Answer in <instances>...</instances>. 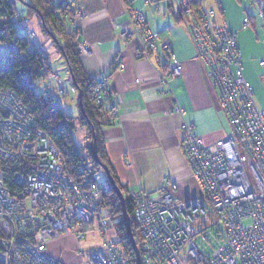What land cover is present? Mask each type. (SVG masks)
Instances as JSON below:
<instances>
[{"label":"built area","instance_id":"2783aa9c","mask_svg":"<svg viewBox=\"0 0 264 264\" xmlns=\"http://www.w3.org/2000/svg\"><path fill=\"white\" fill-rule=\"evenodd\" d=\"M126 1L125 19L114 25L121 28L123 40H139L140 56H156L159 94L171 98L170 113L178 115L184 133L180 149L201 189L199 196L183 201L170 191L177 188L176 182L166 178L154 192H128L134 203L142 264H264V111L244 76L237 34L226 21L217 22L209 0H178L177 14L229 126L225 136L206 143L185 119L170 84L181 74L180 62L170 57V42L153 32L144 13ZM260 16L264 18L263 11ZM80 17L82 12L76 14V19ZM14 22L17 37H25L44 60L43 91L60 103L74 87L67 89L60 74L49 68L51 55L38 44L35 32L31 33L19 13ZM248 26L246 18L244 27ZM90 49L89 42L82 40L81 54ZM20 50L16 38L0 41V64ZM164 56H169L166 61ZM260 66L264 67V60ZM91 97L116 113V96L107 76ZM0 108L5 116L0 117V264H64L47 254L50 243L72 236L80 244L95 221L102 245L90 252L80 247L81 258L91 264H128L114 224L108 215H100L101 184L91 175L83 144L76 142L79 175L70 176L61 151L36 128L16 96L0 90ZM244 220H251V225L245 226ZM209 233L215 246L208 241ZM196 236L209 242V253L195 242Z\"/></svg>","mask_w":264,"mask_h":264},{"label":"crops","instance_id":"0c3cea01","mask_svg":"<svg viewBox=\"0 0 264 264\" xmlns=\"http://www.w3.org/2000/svg\"><path fill=\"white\" fill-rule=\"evenodd\" d=\"M130 1L133 7L144 13L148 27L170 42V57L181 64L180 76L170 80V84L185 112V119L195 125V132L206 143H213L225 136L229 131L226 117L204 65L196 58L194 42L177 14L178 0ZM239 1L242 2L239 9L231 7L235 0H209L208 6L216 10L217 22L226 21L230 30L237 34L244 76L254 90L258 79L254 76L253 80L247 78L245 56H253V60L264 70L260 66L264 59L258 61L263 55L259 52L263 53L264 47V18L260 16L264 12V5L261 0ZM21 2L29 4L32 0ZM79 8L83 13L79 20L81 37L91 46L80 56L82 65L93 80L100 81L107 76L116 96L117 123L104 127L102 136L108 159L120 183L129 191L149 193L159 189L163 180L169 178L177 184V188L170 191L178 199L186 201L199 196V183L180 149L184 135L180 129V119L177 114L170 113V96L159 94L161 80L156 56H140L139 40L136 37L123 40L121 28L114 25L125 19V0H80ZM20 11L26 13L24 8H20ZM246 18L250 22L248 27H244ZM24 23L36 32L37 42L50 52L52 68L60 74L64 86L70 90L68 78L63 75V70L68 66L58 55L52 41L44 35L40 19L32 15ZM168 57L164 56V60ZM121 64L123 69L119 68ZM249 77L252 79L250 72ZM260 78L259 81L264 83V71ZM73 92L70 90L69 96L63 98L66 100L62 108L68 114L77 116L78 96ZM74 138L78 143L85 144V128L76 124ZM67 239L74 238L66 236L50 245L63 243Z\"/></svg>","mask_w":264,"mask_h":264},{"label":"trees","instance_id":"16d2710c","mask_svg":"<svg viewBox=\"0 0 264 264\" xmlns=\"http://www.w3.org/2000/svg\"><path fill=\"white\" fill-rule=\"evenodd\" d=\"M20 1V0H19ZM22 1V0H21ZM20 1L18 5L15 0H0V41H11L16 38L21 50L19 54L8 55L6 61L0 64V90L9 92L16 96L22 106L32 115L36 128L46 134L57 148L61 151L67 164L70 176L77 177L79 156L74 138L76 131V118L80 121L91 134L94 133L97 140L98 155L101 161L107 165L116 184L126 197V209L132 220L133 236L138 246L140 245L139 235L136 223L134 221V203L127 196L129 190L120 183V180L112 167L105 149V142L102 136V129L117 123V116L113 110L108 107H102L96 104L91 97L93 90L99 84V81L91 79L86 73L78 49L82 42L81 32L73 18V10L67 6L68 0L56 2L55 0H32L25 4ZM25 9V14L20 8ZM15 13L20 14L24 21L27 17L38 15L42 23L43 31L47 37L52 38L61 56L65 59L68 68L71 70L75 79V91L78 96L79 113L72 116L65 112L60 105L48 96L42 89L40 83L43 78V62L40 56L31 48L25 37H17L18 32L14 22ZM45 62H47L45 60ZM48 66L54 70L49 60ZM56 71V70H55ZM40 83L42 93L37 94L33 84ZM73 83V82H72ZM74 87V86H73ZM0 117H5L0 108ZM78 143V142H77ZM90 142L86 144L88 153L89 169L93 177L96 176V170H104L92 159L90 151ZM105 173V172H104ZM106 175V174H105ZM11 179H15L12 175ZM108 180V179H107ZM10 181V180H9ZM8 182V180H7ZM11 182V181H10ZM13 184V182H11ZM101 191L106 186L102 183ZM100 199V208H106L109 211V217L117 218V231L124 248L128 264H136L135 252L132 244L127 237L126 229L123 224V215L120 201L108 181L107 190L102 191Z\"/></svg>","mask_w":264,"mask_h":264},{"label":"rangeland","instance_id":"374dc122","mask_svg":"<svg viewBox=\"0 0 264 264\" xmlns=\"http://www.w3.org/2000/svg\"><path fill=\"white\" fill-rule=\"evenodd\" d=\"M55 1L59 2V0H55ZM79 1L80 0H68V2H67V6L73 10V18H74V21L76 22L78 27H79V20L81 19V17L76 19V14L78 12H82L80 10V8H79ZM235 1L236 2H233L231 7L232 6H236L237 8H238V6L241 7L242 2L240 3L239 0H235ZM261 1H262L263 5H264V0H261ZM15 2L18 5L21 4L18 0H15ZM125 3H126V6L128 7V4H127L126 0H125ZM25 4H27V3L25 2ZM249 14H253V12H249ZM0 25H1V23H0ZM26 27L31 30V33L35 32L31 28H29L27 25H26ZM79 30H80V28H79ZM42 31H43V28H42ZM43 33H44V35H46L44 31H43ZM46 38H48L50 41H52V43L54 45V48L57 51L58 55L62 59H64L61 56V53L58 50L55 41L52 38H50V37L46 36ZM35 39H36V32H35ZM3 42H5V41H3ZM81 43L79 45H81ZM78 49H79V46H78ZM19 53H20V51L17 54H19ZM48 53H49V55H51L49 51H48ZM259 54H263V55H261V57L258 58V61L260 59H264V47H263V53L259 52ZM50 58H51V56H50ZM245 62L246 63H245L244 67H245V74H246L247 78H249V80H253V76H254L256 79H258V83H255V86H254V88H255L254 89V91H255V100H256L257 104L262 109H264V83L259 81L261 79L260 78V74L263 73L264 70L261 69L258 66V62L253 60V56H252V58H250L249 55L245 56ZM249 72H250V74L252 76V79H250V77H249ZM63 75H64V77L68 78L67 82H69L70 86L73 87L74 85L72 83L70 69L69 68L68 69L65 68L63 70ZM35 91H36L37 94L42 93L41 86L39 85L36 88ZM75 92L76 91H75V86H74L73 94H75V96H77V94ZM65 100L66 99H63V98L61 99V102H60L61 104L60 105L62 107L65 105V103H64ZM75 124H77V126L84 127L83 125H81L80 121L77 118L75 120ZM85 130H86V138H85L86 143L83 144V146L85 147V150H86V144L91 142L92 140L90 141V138H91L90 132L87 130V128H85ZM86 154L88 155L87 150H86ZM96 176H97V179L99 180V182L106 186L105 188L102 189V191L103 192L106 191L107 190V185H108L107 176L105 175V173L101 169L100 170H96ZM102 191H100V193H99L100 194V196H99L100 198H102V196H101L102 195ZM100 215H103V216L108 215L106 218L107 219L110 218L109 217V211L106 208H100ZM109 220L114 224L113 226L117 230V226L116 225H117L118 219L117 218L113 219V216H111V218ZM244 225L245 226L251 225V220H244ZM114 228H112V229H114ZM89 229H91V230L88 231L87 237L80 244L75 239H67L63 243H54V244L49 245L48 250H47V254L52 256V257H54V258H59L64 264H91V263L87 262V260L81 258L78 250L80 249V247L83 250L88 251V252L93 251L95 249H99L101 247V245H102V240L100 238L97 221H95L94 224L89 226ZM208 237H209L208 241L210 243H212L213 246H215L216 241L213 239V237L211 236L210 233L208 234ZM208 241L203 240L201 238V236H196L195 237V242L199 245V247L201 249H203L204 252H208L209 253L210 250L212 249V247H211V245H209Z\"/></svg>","mask_w":264,"mask_h":264},{"label":"water","instance_id":"95a60500","mask_svg":"<svg viewBox=\"0 0 264 264\" xmlns=\"http://www.w3.org/2000/svg\"><path fill=\"white\" fill-rule=\"evenodd\" d=\"M70 74H71L73 85L75 86V79L71 73V70H70ZM89 147H90L92 159L95 161L96 164H98L104 170V172L107 176V179L111 185V189L114 191V193L117 195V197L120 201L121 209H122V215H123V224H124L125 229H126L127 237L130 240L132 247H133V250L135 252L136 264H142L141 253H140V250L138 248L137 242L133 236L132 220H131V217H130L129 213L127 212V209H126V197L123 194V192L121 191V189L119 188V186L116 184V182H115L113 176L111 175L110 170L107 167V165L101 161V159L98 155L97 140H96V136L94 133L92 134V141L90 142Z\"/></svg>","mask_w":264,"mask_h":264},{"label":"bare ground","instance_id":"6f19581e","mask_svg":"<svg viewBox=\"0 0 264 264\" xmlns=\"http://www.w3.org/2000/svg\"><path fill=\"white\" fill-rule=\"evenodd\" d=\"M130 198V197H129ZM131 199V198H130Z\"/></svg>","mask_w":264,"mask_h":264}]
</instances>
